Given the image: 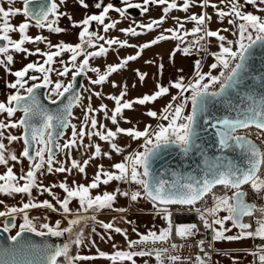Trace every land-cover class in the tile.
<instances>
[{
    "label": "snow or ice",
    "instance_id": "6c2138e0",
    "mask_svg": "<svg viewBox=\"0 0 264 264\" xmlns=\"http://www.w3.org/2000/svg\"><path fill=\"white\" fill-rule=\"evenodd\" d=\"M32 2L22 0V7H13L15 0H7V8L0 4V41L3 42L0 43V66L15 77L14 81L7 84L14 91L7 96L6 102L0 101V115L6 114L4 119H0V165L6 167V171L0 174V195L27 197L26 202H21L19 206L5 205L4 210L0 211V217L5 218L2 227L4 233L18 228L14 235L7 237L6 243H0V264H80L95 259L97 257L80 255L78 252L72 254L73 246L79 248L84 245V228L81 225L89 221L99 223L109 233L114 231L121 234L127 242L126 249H119L113 244L112 253L98 250V257L107 259L110 264H137L136 258L142 257H154L155 264H209V253L204 251L205 240L198 241L203 255L198 253L194 258L179 254V249L186 245L173 242L176 238L187 241L200 232L196 222L174 220V214L184 211H194L198 215L203 228L211 231L213 242L257 238L264 241V203L258 205L255 202L256 197L264 202V73L258 77L250 73L257 49H264V15L244 10L245 5H253L258 12L264 13V0H244L243 3L241 0H219V3L212 0H181L180 3L177 0H142V3L122 0L121 7L97 0L94 7L100 9L98 14L85 15L80 21H73L70 15L59 10L66 0H59V3L58 0H46L38 9L31 7ZM78 3L84 8L89 7L86 0H78ZM151 5L161 7L159 18H153L148 23L134 21L135 26L130 25L120 31L136 37L161 28L172 10L187 14L190 9L199 6L202 11L199 14L191 12L183 20L173 17L176 21L174 27L163 29L155 38L140 45L116 37L106 38L98 31L91 30L94 22L102 27L104 33L116 28L118 20L105 22L111 11L118 13L121 18H127L129 9L136 8L145 14ZM209 7L221 23L227 19L228 25L235 29L232 31L235 39L222 34L229 32V28H210L212 14L206 11ZM17 15L25 19L15 25L10 18ZM62 16H67L73 27L80 29L77 43L59 41L52 44L48 37L27 34L33 25L40 29L46 28L54 34L66 33L67 30L59 26ZM186 23H192L193 27L186 28ZM11 33H18L19 38H13ZM212 38L218 42L217 51H209ZM169 40L177 42L170 52L173 61L177 53L191 56L196 52L207 53L214 58V62L209 65L208 71H203L202 61L197 59L192 79L185 80L181 74L167 85L157 83L152 93L134 99L126 98L127 85H124L119 94L107 97L114 102L112 109H108L106 104L94 108L91 95L87 97L88 103L83 104L84 97L76 88L77 77L81 74L95 73V78L89 77V83L103 85L129 62L140 58L145 49ZM39 42H46L49 50L42 51L39 47L30 50L25 46L26 43ZM113 46L138 50L135 54L122 57L115 64H107L103 70L90 65L91 59L106 56ZM66 53L70 54L67 62L62 58ZM14 54H23L25 57L39 55L44 59L42 62H29L13 71L11 65L15 62ZM56 63H59L61 70L54 67ZM158 69L162 75L164 65L160 63ZM213 70H218L217 74ZM52 73L62 78L70 74L71 78L67 82L63 79L53 80ZM136 74L141 82L147 76V73L139 70H136ZM257 79L258 85L248 83L249 80ZM111 84L114 88L120 87L115 81H111ZM40 89L46 90L45 98L56 107L50 108L42 102ZM172 89L177 90L176 94H172ZM234 92L238 102L233 101ZM92 95L100 97L101 93L94 91ZM165 96H170V100L162 109H148L145 113L157 121L155 127L146 124L141 130L135 125L128 128L120 126L121 120L131 123L124 117L125 110H134L135 105L154 104ZM217 105L223 106L229 114L216 115L213 110ZM189 106L190 110L186 111ZM76 107L83 108L79 126L72 122L76 119L73 112ZM17 112L22 113L18 118ZM233 112L234 116L231 115ZM98 113H102L114 127H108L99 120ZM201 118L203 125L200 123ZM204 126L215 130L221 155L209 156L198 143ZM69 128L71 134L64 139L65 130ZM252 128L256 129L255 138L249 131ZM10 129L22 131L15 135L8 131ZM121 135L141 143L137 149L123 155L125 149L117 139ZM86 138L89 143H85ZM94 138L106 142L111 151L102 150L101 144ZM16 141L23 144L19 155L8 147ZM173 146L186 157L196 152L203 158L202 166L197 165L198 174L172 171L171 179H168L153 169V163L160 154ZM80 148L90 151L87 159L81 161L71 158L72 151ZM58 152L65 155L64 161L57 159ZM226 152L236 153L237 156L230 157L224 154ZM113 153L122 155V159L114 162L110 169L98 165L88 184L73 181L70 185L65 179L58 185L45 186L39 180L40 176L46 174L71 173L73 170L86 174L91 161L98 157L111 160ZM24 159L28 161V168L21 169L17 174L15 165L9 166L10 161L21 163ZM69 159L70 166H66ZM114 181L138 187L132 191H124L120 187L102 193L99 191L102 185L107 186ZM56 187L63 190L62 197L53 191ZM218 188L221 190L219 193ZM34 189L41 195L47 193L51 200H37L32 195ZM93 190H97L95 195ZM121 196L133 203L140 199L148 201L165 226L157 230L149 229L146 233H139L133 228L138 238L130 239L127 230L115 226L113 222L97 221L95 213L113 209ZM73 201L78 203L75 213L70 207ZM2 204L4 201L0 200ZM198 204L201 206L197 207ZM32 209L60 212L67 220V225L61 227L60 220L54 225H37L36 218L30 216ZM115 210L125 212L128 209L120 207ZM90 211L92 214L88 215ZM17 216L22 218L18 226ZM246 218L251 222H246ZM228 222H231V227H226ZM233 228L238 230L237 233L227 235ZM92 232H96L95 227ZM25 233L40 237H63L68 234V239L62 246L47 241L35 244L25 237ZM108 238L111 239V236ZM91 243L95 245V241ZM208 247L211 248L212 244L209 243ZM245 251L253 257L251 264H264V244ZM144 264H148V261L145 260Z\"/></svg>",
    "mask_w": 264,
    "mask_h": 264
},
{
    "label": "rangeland",
    "instance_id": "374dc122",
    "mask_svg": "<svg viewBox=\"0 0 264 264\" xmlns=\"http://www.w3.org/2000/svg\"><path fill=\"white\" fill-rule=\"evenodd\" d=\"M178 3L181 2V0H177ZM214 3H219V0H212ZM244 0H241V3H243ZM0 4H3L5 8L8 7L7 0H0ZM13 7H22V4L18 2V0H15V3L12 5ZM223 7V5H221ZM245 11H252L254 14L264 15V13H260L257 11L256 7L253 5H245L244 8ZM202 9L197 6L190 9L191 12H195L197 14L201 13ZM206 11L209 14H212V20L210 22V28L212 30H216L218 28H229L231 29L227 33H222L226 35L229 39H235V37L232 35V31H235L232 26L228 25L227 19L221 23L216 15L214 14V10L209 7L206 9ZM185 13L180 10H172L169 14L166 22L162 25L161 28H156L151 32H145L142 35L133 37L130 35H126L125 33L121 32L120 29L127 28L130 25L135 26L133 23L134 21L136 23H148L153 18H159V16L162 14L161 7H158L156 5H151L150 10L143 14L139 18H135L133 16L128 15L127 18H121L118 13L115 11L110 12L109 17L106 19V23L110 22L111 20H118L119 23L117 24L116 28H113L109 30L107 33L103 32V29L101 26H97L98 32L101 35L106 36V38H112L116 37L120 40H128L130 44L134 45H140L144 42L150 41L151 39L155 38L156 35H158L163 29H167L169 27H174L176 25V21L173 19V17H179L181 20L183 18L190 14ZM67 18V17H65ZM11 22L15 25H18L21 21H23L25 18L22 15H17L16 17L10 18ZM68 19V18H67ZM67 19L63 20V17H60L59 19V26L62 28H65L67 30L66 33L62 34H54L50 33L48 29H40L35 27L34 25L30 27L28 30L29 35L35 37L36 35H43L45 37H48V34L50 33V36L53 38H70L75 39L78 38V32L80 31L79 28L77 30L75 29H68L70 27L67 26ZM63 21L65 24H63ZM193 27L192 23H186V28L191 29ZM139 31V29H137ZM13 38H19L18 33H11ZM189 39H192L189 37ZM73 44L77 43L72 42ZM103 43V41H101ZM177 42L176 41H161L157 45H153L152 47L145 49L140 58H138L136 61L129 62V64L124 68L121 69L119 72L113 74L110 77L109 82H105L103 85H91L89 83V77L95 78L96 74L88 72L84 78V83L82 86V96L84 97L83 104L86 105L88 103L87 97L89 95L92 96L91 103L94 108H98L101 104L108 105V109H112L114 107V102L107 97L109 95H116L119 94V92L122 90L124 85H127V99H134L136 97L142 96L145 93H152L156 89L157 83L162 84V75L159 74L158 65L162 63V55L166 54L168 52H171L173 47L175 46ZM43 42H39V44H33V43H26V47L30 50H34L35 48L39 47L42 51H47L48 44L46 46L43 45ZM55 50V49H52ZM138 50V48H131V47H125V48H119L117 46H113L112 49L109 50L108 54L104 57H98L93 58L90 60L91 66H98L102 70L106 67L107 64H115L117 63L122 57H125L130 54H135V52ZM210 51H217L218 50V42L215 40V38L211 39ZM62 58L67 62L68 57L62 56ZM43 57L39 55H31L25 57L23 54H14V60L15 62L11 65V68L13 71L21 69L23 66H25L29 62L34 61H43ZM82 59V57H81ZM213 57L206 56L203 64H202V70L208 71L209 65L214 62ZM146 61H152V63H146ZM179 62V61H178ZM176 60L171 61V65L174 68L175 71L179 73V75L182 74L181 70H178V63ZM3 67V66H2ZM54 67L57 70H61V66L59 63H56ZM4 68V67H3ZM136 70H139L142 73H147V76L143 82H141L136 74ZM218 71V70H217ZM30 74H37L38 73H30ZM52 79H63L65 82H67L68 79L71 78V75L69 74L68 77H57L55 73L51 74ZM15 80V77L7 72L6 70V88L4 93L0 94V101H5L7 96L14 90L9 89L7 87V84L9 82H12ZM111 81H115L120 87H112ZM4 81H0V87L2 88ZM31 83V82H30ZM90 90V91H86ZM98 91L101 93L100 97H97L95 95H92V92ZM177 90H173L172 94H176ZM170 100V96H165L162 99H159L154 104H148L146 106H140L135 105L134 110H125L124 117L131 120V123H125L123 120L120 121V126L124 128L132 127L135 125L136 127L140 128L141 130L146 124H152L153 127H155L157 121L148 117L145 113L148 109L157 110L159 111L162 109V107ZM190 110L187 109L186 111ZM74 116L76 119H74L72 122L77 123L79 126L80 121L82 120V113L83 108L82 107H76L73 110ZM5 115H0V119H4ZM22 113L17 112L16 118H18ZM98 119L101 120L103 123H106L108 127H114L110 121L106 120L102 113H98ZM12 134L19 135L21 133V129H10L8 130ZM71 134V129H67L64 139L69 137ZM7 135V132H6ZM96 142L100 143L102 146V150L104 151H111L109 145L106 142L99 141L98 138H94ZM118 143L120 146H122L125 151L123 155H127L128 152H131L134 149H137L139 146V143L141 141H132L127 136H119ZM63 142V139L61 140ZM4 143L7 145L8 142L5 139ZM85 143H89L87 138L85 139ZM11 151H14L17 155L22 151L23 144L21 141L13 142L11 145H8ZM90 154V151H86L83 148H80L78 150H73L71 153V158H75L77 160H83L87 159L88 155ZM57 159L64 161L66 159L65 155L63 153H57ZM122 159V155H117L113 153V158L109 160L107 157H98L95 160L90 162V165L86 168V174H81L76 170H73L71 173H52V174H46L44 176H40L39 180L41 183H43L45 186H50L52 184H59L60 182L67 179V182L71 185L73 181L76 183H83L88 184L94 173L97 171V166L102 164L105 169H110V166L114 162H118ZM14 166V171L17 172V174L20 173L21 169L27 170L28 168V161L26 159L22 160L21 163L11 162L9 166ZM66 166H70V159L68 160V163ZM4 171H6V167L0 165V174H2ZM116 187H120L121 190L124 191H132L135 190L138 186L135 185H127L122 184L120 182H112L107 186H101L99 191L102 193L103 191H112ZM57 195L63 196V190L59 187H56L53 190ZM97 190H93V195H95ZM33 197H35L37 200H44V199H50L51 197L44 193L41 195L39 192H37L35 189L32 193ZM27 197L23 195H16L14 197H8L4 195H0V200L4 201V204L0 205V211L4 210L5 205L7 206H19L21 202H26ZM70 207L73 209V212L75 213V210L78 207V203L76 201H73ZM125 207L128 210L125 212H119L115 209ZM91 211L88 213V215H91ZM226 213H221V215H225ZM97 217V221H103V222H113L115 226L121 227L122 229L127 230L128 236L130 239H137L138 236L136 233L132 231L133 228L137 229V232L139 233H146L149 229L157 230L160 227L165 226L164 222L161 218L155 215L152 205L144 200L140 199L138 202H131L129 198L125 197H118L117 201L115 202L113 209H105L98 213H95ZM30 216L36 218L35 222L37 225L40 223H49L50 225H54L57 220L61 221V227H64L67 225V220L64 219L62 213L60 212H52L51 210H45V209H32L30 210ZM4 217H0V224H3ZM128 221H131L129 223ZM22 222V218L20 216L16 217V224L17 226L19 223ZM246 222H251L249 220H246ZM84 228V236H85V243L84 245L80 246L79 248H76L73 246L72 254L75 255L77 252L80 255H87V256H94L97 257L92 260L88 261H82L80 264H110V261H108L105 258H99L98 257V250L104 251L107 253H112L114 251L112 245L115 244L119 249H126L127 248V242L121 234L115 233L114 231L109 233L103 228L100 227L99 223L89 221L87 224L81 225ZM96 228V232H92V228ZM226 227H231V222H228L226 224ZM17 229H13L12 233L14 234ZM237 229L233 228L231 232L227 233V235H234L237 233ZM109 235L111 236V239H109ZM65 240L68 239V234H65L63 236ZM103 237V239L101 238ZM91 241H95V245L91 243ZM264 244V241L259 242L256 240L251 239H244L241 241H220V242H214L215 247V253L213 257V264H251L253 257L250 254H246V249L252 250L255 246ZM62 259V258H61ZM137 264H144V261L147 260L148 264H155L154 257H142V258H136Z\"/></svg>",
    "mask_w": 264,
    "mask_h": 264
},
{
    "label": "water",
    "instance_id": "95a60500",
    "mask_svg": "<svg viewBox=\"0 0 264 264\" xmlns=\"http://www.w3.org/2000/svg\"><path fill=\"white\" fill-rule=\"evenodd\" d=\"M46 0H33L31 7L33 9H38L40 4L45 3ZM134 15H139L140 11L139 9L132 8L129 9ZM95 31V29H94ZM0 43H3L0 41ZM250 73L252 76L258 77L260 73H264V49H257V54L255 56V60L252 62L250 66ZM85 74H81L79 77H77L76 81V88L78 91L81 92L83 82H84ZM248 83L250 84H259V79L256 81L249 80ZM41 100L44 104H46L50 108L56 107L55 105H52L50 101H48L45 98V89L38 90ZM233 101L238 102L237 94L233 93ZM66 102V101H65ZM74 110V109H73ZM216 115L223 116L228 115L229 113L225 111L223 106L217 105L216 108L213 110ZM231 115H235V113H231ZM201 125H203V118H201L200 121ZM65 130V134H66ZM200 140L198 143L202 145L203 150L209 155H221L222 153L217 147L216 141L217 137L215 136V130L207 128L204 126L201 129L200 132ZM224 154L229 155L230 157H236V153H230L226 152ZM202 157L197 154L196 152L190 153L189 156H184L183 153L175 146L165 150L162 152L159 156V158L153 163V169L157 171L158 173H163L164 178L171 179V172L172 171H179V172H189L198 174V168L197 165L202 166ZM3 225L0 224V243H6L7 237L11 235L10 233H4L2 231ZM26 238L30 239L35 244H41L44 241H47L48 243L55 244V245H61L66 241L64 237H40L35 235L34 233H25L24 234Z\"/></svg>",
    "mask_w": 264,
    "mask_h": 264
},
{
    "label": "crops",
    "instance_id": "0c3cea01",
    "mask_svg": "<svg viewBox=\"0 0 264 264\" xmlns=\"http://www.w3.org/2000/svg\"><path fill=\"white\" fill-rule=\"evenodd\" d=\"M97 0H86V3L89 5L88 8H84L79 5L78 0H66V3L61 5L60 11L65 12L68 15L72 17L73 21H80L83 19L85 15L89 14H98L100 9H96L94 7ZM113 3L115 7H121L122 0H104V3ZM133 3H142V0H131ZM140 11V10H139ZM112 12V11H111ZM128 15L133 16L135 18L141 17L143 14L134 15L131 11L128 10ZM63 20L67 19L62 16ZM63 24L65 22L63 21ZM66 25V24H65ZM67 26L70 27L68 29H77L73 27L72 23L67 19ZM210 51V50H209ZM206 56H210L207 53H196L194 52L191 56H184L180 53H177L174 60H176L179 63L178 70H183L182 75H184L185 80H190L194 77V62L197 59H200L202 61V64L206 58ZM172 59H170V52L162 55V64L164 65V70L162 74V84L167 85L170 80H173L175 78L179 77V73L174 70V68L171 65ZM214 61V59H213ZM209 70V69H208ZM214 74H217V70H213ZM4 81L2 88L0 87V94L4 93L6 88V69L0 66V81ZM174 89H172L173 91Z\"/></svg>",
    "mask_w": 264,
    "mask_h": 264
},
{
    "label": "built area",
    "instance_id": "2783aa9c",
    "mask_svg": "<svg viewBox=\"0 0 264 264\" xmlns=\"http://www.w3.org/2000/svg\"><path fill=\"white\" fill-rule=\"evenodd\" d=\"M249 131L251 133H253V138H255L254 134L256 132V129L252 128ZM255 202H257L258 205L261 203H264V202H261L258 197L255 198ZM209 203H210V200H209ZM200 206H201L200 204L197 205V207H200ZM174 208H175V206H174ZM211 236H212V233L210 230L208 231V230H204V229L200 228V232L197 233V235L195 237L190 238L187 241H182L180 239H177V240H174L173 242H175L177 244H185L186 245L185 247L179 249V254H181L184 257L192 256L194 258L195 255L198 253L203 255V253L200 252V249L198 247V241L199 240H205L204 251L209 253V256H210L209 264H213L215 247H214V242L211 241ZM209 243L212 244L211 248L208 247ZM187 245H190V247Z\"/></svg>",
    "mask_w": 264,
    "mask_h": 264
},
{
    "label": "trees",
    "instance_id": "16d2710c",
    "mask_svg": "<svg viewBox=\"0 0 264 264\" xmlns=\"http://www.w3.org/2000/svg\"><path fill=\"white\" fill-rule=\"evenodd\" d=\"M220 191L221 190L218 188L217 192L219 193ZM174 220L176 222H196L201 229H204L202 223L199 221L198 215L194 211L192 212L184 211L181 212L180 214H174ZM246 220H248V218H246ZM204 230H208V229H204ZM177 239L179 238H176L175 240ZM257 240L259 242H262L259 238H257Z\"/></svg>",
    "mask_w": 264,
    "mask_h": 264
},
{
    "label": "flooded vegetation",
    "instance_id": "af4514ba",
    "mask_svg": "<svg viewBox=\"0 0 264 264\" xmlns=\"http://www.w3.org/2000/svg\"><path fill=\"white\" fill-rule=\"evenodd\" d=\"M18 2H20L21 4H22V6H23V3H22V0H18ZM58 3H59V0H58ZM97 26L98 25H96L95 24V22L93 23V26H92V28H91V30H93L94 31V29H95V31H98V29H97ZM75 30H77V29H75ZM48 39L51 41V43L52 44H56V43H58L59 41H64V42H70V43H72V42H78V38H75V39H70V38H53V37H51L50 36V33L48 34ZM44 44V46H46L47 45V43L46 42H43ZM35 44H39V43H35ZM69 55L70 54H64V57H69ZM86 76V75H85ZM85 78V77H84ZM84 83V82H83ZM5 220V219H4ZM4 223V222H3ZM3 225V224H2ZM13 230V229H12ZM12 230H11V232H10V234L11 235H14L13 233H12Z\"/></svg>",
    "mask_w": 264,
    "mask_h": 264
}]
</instances>
